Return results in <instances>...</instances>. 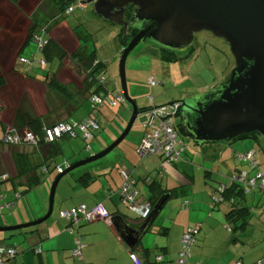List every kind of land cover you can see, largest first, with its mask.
Returning a JSON list of instances; mask_svg holds the SVG:
<instances>
[{
	"label": "rangeland",
	"instance_id": "1",
	"mask_svg": "<svg viewBox=\"0 0 264 264\" xmlns=\"http://www.w3.org/2000/svg\"><path fill=\"white\" fill-rule=\"evenodd\" d=\"M21 1L26 2V0ZM67 2L71 7H73V12L69 15H64L63 19L59 18L60 12L56 8L54 14L56 12L57 18H47L46 14L51 13L52 10L49 11V9H46L39 11L40 14H37L39 19L36 21L38 23L40 22L41 26H45L47 28L51 40L57 45L58 43L67 44L68 47L67 50H65L64 56H67L68 58L74 52H71L72 49H77L78 46H80V42L74 40L75 38L72 35L73 33L71 34L69 32L70 34L67 35L64 26L62 25V21L68 26L70 30H80L81 32L87 33L89 35L90 40L87 42L88 52L93 50L96 60H99L104 64V68L98 74L104 80L102 84L104 89H100L98 93L105 94L107 95L108 99L114 100V96H116L117 92L121 90L119 79V61L123 49L121 26L107 23L102 19L95 17L91 5L82 6L79 4V0H68ZM14 9L15 8L11 6L6 0H0V23L4 27H6L7 24H5V22H9V20L12 25L13 23H18V21V26L22 25L21 22L23 19L20 14H18V17H15L16 15H14ZM17 10L21 11L22 14L24 13V10H19L18 8ZM3 13L7 14L8 16L4 15ZM2 21L4 22L2 23ZM12 25V28L2 30L0 34V75H5V69H8L12 66V63L15 59L16 49L18 48L17 46L19 45L21 38V36H18L20 33H11L15 32L18 28L16 25ZM63 48L65 49L64 46ZM61 51L63 50L61 49ZM19 56H22L29 61H33L32 65L34 66V70L32 74L28 76L40 83L49 84L54 80V82L59 84V86L66 84L73 90L74 86H81L80 81L82 76L74 72V63H72L73 66L71 65V70H69V68L65 65V67H63V71H61L58 75L57 68H55L57 64L50 63L44 70L39 68L37 60L41 57V55L37 56V46L33 41L28 43ZM70 59L72 60V58L67 60L70 61ZM232 68L233 58L229 52V48L222 40L215 38L208 32L197 33L194 37L192 48L185 52L179 53L165 52L162 50L160 51L155 45L149 43L148 41H144L139 43L126 58L125 75L127 92L129 97L136 102V105L139 109L150 106V98H152L153 107H163L164 105L179 101L185 97L206 92L219 82L223 81L228 76ZM28 69V65H22L18 60H16L14 63V70L20 76H27ZM75 69L78 72V69ZM5 77L8 78L7 75H5ZM150 78H154V80L157 82L156 86L151 87L149 85L148 81ZM8 80L10 81V79ZM12 85L13 86H10V91L7 90L8 93L6 96H2L5 94H0V101L4 103V109H7L5 106H11L7 101L8 96L14 98L15 100L17 99L16 102L19 103V99L17 97L21 96L23 93L24 98L21 100V104L26 101V103L31 105V102L34 101L33 104L37 108L38 114L49 111L48 108L46 109L43 101L40 100V95L43 94L42 91L44 87H37L36 85L35 89L28 91L25 88L24 90L22 89L25 86L23 82L14 81V84ZM93 88L96 89L97 85L94 84ZM28 93H31L34 96L36 94L38 101L36 100L35 102L34 99L28 97ZM81 99V104L78 105L77 109L70 114V119L78 121L86 115V118L94 115L99 122L100 129L93 134V139L88 143L80 138L60 139V153L46 162L49 172L40 173L41 182L38 185L30 189H25V191L24 186L19 185L17 181L14 184H11L10 182L0 183V196L5 195L4 199L7 197L6 201L10 200L16 204L15 208H11V210H13L12 214L18 213L19 211L25 209L29 210L30 208L37 206L39 203H44L46 205V213L49 204L51 185L57 176L56 168H60L63 171L68 166L79 162L92 154H95L94 152L86 150L89 144L91 147L94 145L98 146L105 141H109L108 139L112 136H115V138L109 142V144H111L125 129L131 115V107L127 102L122 104L119 103L115 108L103 107L100 110H93L88 99H83L82 96L79 95L78 100L80 101ZM54 103L56 106H58L57 101ZM15 106L16 105L13 104V109ZM10 108L12 109V106ZM56 113L54 112L51 114L50 119H53L56 116ZM148 116L149 115L146 112L140 113L126 137L106 156L63 175L55 189L53 208L54 204L56 206V200L62 193L63 187L67 186L69 188L64 190L63 193H70L75 183H77V179L85 173H89L94 176L93 181L95 184L100 182V180H110L114 176L112 185H114L115 188L118 187L119 189L123 182L119 174H117V180L115 179L117 176V171L114 168L115 160L118 161L117 163H120V158H123L122 151H125L128 148H131L132 150L135 149L140 140L141 133L143 134L144 132L143 125L147 122ZM178 122L179 118L174 117V123L177 125ZM156 123H159V121L156 120ZM1 127L2 126L0 122V140L2 139L3 135ZM181 137L184 139L187 145V149L183 156L186 155L188 158V162L186 163L188 169L186 172H182V170H176V174L174 177H171L172 180L169 181V191L180 187L186 182L189 184L186 187L187 193L184 197L179 195L176 197L173 196L168 201V205H166L161 211L163 212V210L166 211L172 209L175 204H178L174 207L177 212V207H179L181 203L185 201L188 202L190 208L195 205L197 207L196 209L200 210L204 205L205 212L212 214V216L218 215L222 217L227 204H221L218 205V207H212V205H214V198L217 197V190H214V188L219 186L220 183H228L230 181L229 175L234 169V163L232 164L231 161H229L232 151L243 154L246 152L243 149L244 147H247V150L253 149L257 151L258 161L261 164L260 170L264 171V138L258 134H254V137L251 138H243L239 140L222 142L219 144H204L201 146H196L187 136L181 135ZM8 157L9 155L2 154L0 160H2V158L8 160ZM211 158L216 159V161L219 162L217 165L219 168L217 169V172L214 171L209 174L207 171H212L213 166L212 164L210 165L208 163V160ZM226 160L229 161L226 163L227 168L222 165V163L226 162ZM30 164H42V159L40 156L34 155L32 158H30ZM105 166L110 167L109 170H107V175L101 174L99 172L101 169H104ZM209 167L211 168L209 169ZM6 168L9 175H11L13 178H17V176H15L17 171H15L11 166ZM3 169L6 171L5 168ZM165 173L168 175L167 172H164L163 174L165 175ZM206 173L208 175L207 177L205 176ZM137 188L140 195L138 199L142 202L150 194L148 186L139 181ZM22 191L24 193H22ZM18 195L20 196L16 198ZM0 201H3V199H0ZM121 208V214L126 217L127 221H139L135 214L128 210L126 206L123 205ZM5 213L6 210L1 211L0 219L7 217V214ZM172 213L174 214V212ZM203 214L204 213H198L200 216H203ZM42 216L31 221L38 220ZM158 218H160V215ZM158 218L153 224L159 222ZM54 219L55 209H52L51 216L44 223H41L38 226L14 231L0 232V235H5L7 239L4 242L5 247H8L7 245H11L15 248V251L18 252L16 257L18 259L23 258V262L20 264H41L36 253L39 251V245L34 244L32 239H30L31 237H38V233H31V230L35 228L43 230V232H41V239L45 240L47 238L45 225L53 222ZM224 224H227L225 223V220L223 221V225ZM229 226L234 229V225L232 223H230ZM150 237L151 234L146 233L142 237L141 243ZM154 238L155 237L152 236V247ZM159 238L163 242L167 240L165 237ZM197 239L199 242V237H197ZM173 240L174 236L173 233H171V246H174L172 244ZM46 242L47 240L41 243L43 246L42 251L44 256L47 253L44 246ZM33 245L36 246L33 247ZM213 246L214 245L207 243L206 250L203 254V261L206 264H216L218 259V253L215 251ZM133 253L136 254L135 251H133ZM177 259L178 254L174 256V259H172L173 262L164 261L160 264H177ZM189 261L190 264H199L197 261L194 262L192 257L189 259ZM4 264H13V262L11 263L8 261L4 262Z\"/></svg>",
	"mask_w": 264,
	"mask_h": 264
},
{
	"label": "crops",
	"instance_id": "2",
	"mask_svg": "<svg viewBox=\"0 0 264 264\" xmlns=\"http://www.w3.org/2000/svg\"><path fill=\"white\" fill-rule=\"evenodd\" d=\"M6 1L12 6L9 0ZM46 9H49V11L52 10L51 13L47 12L48 13L46 14L47 18H52V17L57 18L56 12L54 14L56 7L52 0H26V2L25 1L23 2V8H22V10H24L23 14L21 11L15 10L14 12L15 13L14 15H16L15 17H18L19 16L18 14H20V16L23 19L22 22L23 24H25V26L22 25L18 26L19 21L18 23L15 24L13 23V25H16V27L18 28L16 29L15 32H11V33L12 34L20 33L18 36H21V38L19 41V45L17 46L18 48L16 49L14 62L12 63L11 67L14 66V63L18 59L17 52L21 47L22 39L26 32L25 30L28 29L30 26L33 25L36 27L35 34H37V36L43 37L42 39L44 40L49 39V41H52L51 37L49 36L47 28L45 26H41L40 22L38 23L36 21L37 19H39L37 16V14H40L39 11ZM4 15L8 16L7 14ZM59 18L61 19V17ZM3 22L4 21H2V23ZM5 24L6 27H4L0 23L1 32L2 30H7V28L8 29L12 28L11 27L12 23L10 22V20L9 22L8 21L5 22ZM62 25L64 26L67 35L73 33V31L70 30L63 21H62ZM53 43L57 46V48L60 51L62 49L63 51L61 52L65 55V50H67L68 47L67 44L63 45L61 43H58L59 45L58 46L55 42ZM27 45L28 44H26V46ZM62 45L65 47V49L63 48ZM26 46H24V48ZM36 46H37V56L41 55V57L37 60L39 62V60H42L45 55L42 53V51H39L37 44ZM65 58L66 57L64 56L60 60L57 57L56 59L52 60L51 63L57 64L55 67L57 68V72L61 68L60 62L63 63ZM38 62L37 64H39ZM72 63H74V72L78 74V72L75 69L76 63L74 59L72 58V60L70 59V61L69 60L65 61V64L69 68V70H71V65L73 66ZM32 64L33 61L31 62L30 66H28L29 69L27 76L23 77L16 73L15 77L11 76V78H9L10 79L9 82H11V84H14V81L23 82L25 86L22 89L24 90L25 88L28 91H32L33 89H35L36 85L37 87L38 86L44 87L42 91L43 94L40 95L41 97L40 100L43 101L44 105L46 106V109L48 108L49 111L46 113L38 114L37 108L33 104L34 101L31 102V105L33 107L28 103H26V101H24L25 103L23 102L21 104V100L24 98L22 93L21 96L17 97L19 99L18 101L19 103L16 102L17 99L16 100L14 99L15 103L13 104L16 105L14 109H13V104H12V109L10 108L11 106L8 107L5 106L7 109H4V106L0 105V122H1V126H2L1 128L3 134L6 130L15 129L18 128L19 126H21L23 129L27 128L24 127L26 126V123L20 119L21 117L20 115H24L32 120L38 121L39 126L42 128L50 126L57 122H66V121L79 122L80 120H83L87 116L86 115L85 117H83L78 121H74L70 119L71 116L70 114L73 113L77 109L78 105H80L82 102V99L80 101L78 100V96L79 95L82 96L84 91L83 84L81 81H80L81 86L79 87L74 86V90L66 84L59 86L60 90L62 91L57 90L55 88L54 89L50 88L46 83H40L28 76L31 75L34 70V66ZM39 68L41 67L39 66ZM45 68H43V70ZM58 74L59 73H57V75ZM28 94H29L28 97L34 99L36 102L38 98L37 95L35 94L34 96L31 93ZM82 98L87 99V96L85 97L82 96ZM55 101L58 102V106L55 105L54 103ZM19 109H20V113L17 112V110ZM54 112L55 113L57 112L56 116L53 119H50L51 114H53ZM142 135L143 134L141 133L140 140L137 146L135 147V149L132 150L131 148H128L127 150L122 151L123 158H120V163H117L118 162L117 160H115L114 163L115 164L114 168L117 171L116 175L119 174L118 171L119 168H122V170L124 169V171L130 173L131 177H133L134 180H136L135 187L137 191H138L137 188L138 182L140 181L143 184L147 185L149 181L145 183L143 182V180L146 178L149 179L150 174L155 175V173L158 174V172L160 174L159 170L161 169L160 165L162 164L161 163L162 161H160L159 157L142 158L138 154V147L142 140ZM114 138L115 136H112L111 138L108 139L109 141H105L104 143L98 146L94 145L91 147V145L89 144L87 150L94 153L103 150L105 146L109 144V142H111ZM243 149L247 151V147H244ZM187 159L188 158L185 155L179 160V162L174 167L166 168L164 171L167 172L168 175H166V173L165 175L164 174L157 176L155 175L156 176L155 179L158 183L156 189L157 195L161 193H163L164 195L167 194L170 183L169 181L172 180L171 177H174V175L176 174V170H182V172L187 171L188 169V167L186 166V163L188 162ZM229 161H231L232 164L234 163L232 160ZM229 161L223 162L222 165L227 168L226 163ZM208 163L210 165L211 164L213 165L212 172L214 171L217 172V169L219 168L217 165L219 164V162L216 161V159L211 158L210 160H208ZM235 166L236 165H234V167ZM236 167L244 168L243 165ZM109 168L110 167L105 166V168L101 169L99 172L101 174L107 175V170H109ZM210 168L211 167H209V169ZM261 171L264 173L263 170ZM85 174H87L86 177L80 181H77V183H75L70 193L68 194L63 193L64 190L69 189L67 186H64L62 193L59 195V197L56 200V206L54 204L53 210L55 209V219L53 222L45 225L46 227L45 231L47 234L46 235L47 238L45 239L47 240V242L44 244L46 248L45 251L47 252L45 256L43 255V251H42L43 246L41 245V243L44 242L45 240H39L38 237L30 238L32 239L34 244L39 245V250H40V253L38 255L39 262L41 264H134L129 257V252L127 250V247L123 244V242L117 235V232L114 226L112 225V223H108L107 221L102 219H97L88 223H80L78 227L76 226L73 228L74 229L73 233H69L66 231L68 222L61 216V211L63 210L69 211L80 205H85L88 208H93L100 204L111 215V217L120 215L122 212L121 207H123V205L120 203L119 196L116 193L118 187L115 188L114 185H112L114 176L110 180H104L105 182L103 180H100V182H97V184H95L93 181L94 176H92V174L89 173H85ZM117 177L118 175L115 177L116 180ZM184 184H186V182L183 183L182 185ZM186 193H187V188H183L180 189V193L175 195L174 197L178 195L184 197L186 196ZM172 197L169 196L167 198V200L163 205V208L166 205H168V201ZM146 200L147 198L144 199L142 202ZM237 201L240 203L241 206L248 208L251 214L249 217V223L245 227L243 228L234 227V229H228L227 224L223 225L224 220L225 223H227L225 219L226 218L225 215L230 207L229 204L226 205L222 218L218 215L212 216V214H208L207 212H205L204 205L201 207L200 210H197L196 209L197 207L195 205H193L190 208L188 202L187 204H185L184 201L183 203H181L179 207H177V212L174 207L177 206L178 204H175V206L172 207V209L166 211L163 210V212L162 211L159 212L157 216L158 218L160 215V218H158L159 222L154 224L153 226L154 229L152 227L149 232L151 234V237L144 240V242H142L141 244L142 247L148 249V255L146 256V258L141 252V249L140 251H135L136 254L134 253L132 254L135 255L136 259H139L144 264H155L154 263L155 256L161 258L160 261L156 264H160L164 261L171 262L172 259H174V256H176L180 250V246H181L180 239L182 234L191 229H197L195 235V241L191 246V257L193 258L194 262L197 261L199 262V264L205 263L203 261V254L204 251L206 250L207 243H210L214 245L213 247L215 248V251L218 253V259L216 261V264H264V194L262 192L255 190L249 193H245L243 198L238 197L236 199V202ZM183 205L186 206L183 208ZM15 207L16 204L14 205V208ZM45 210H46V205L44 203L43 204L39 203L37 206H34L29 210L26 209L21 210L15 214H12L13 210H11L10 208L6 210L5 214H7L6 215L7 217L0 219V226H6V225L13 226V225L27 223L31 220H34L42 216L45 213ZM172 212H174V214ZM198 213H204V214L203 216H200L198 215ZM130 223L135 224L136 222H130ZM163 227H168V229H166V233L164 235L157 234L156 232L161 230L160 228ZM35 229H32L31 233H33V231L36 234L38 232H43V230L41 229L38 228L36 230ZM171 233H173L174 236V240L172 241V244L174 246H171L170 244ZM77 235L83 237L81 241L82 248L80 250L81 253L80 260L74 259L70 254L71 250L76 246L75 238ZM152 236L155 237L153 239V247L151 245ZM159 237H165L167 240L163 242L160 240ZM197 237H199V242ZM6 240L7 239L5 235H0V246H5L4 242ZM36 245H33V247ZM7 246L9 247L11 245H7ZM17 255L18 252L16 253L13 261H10L11 263L13 262V264H20L23 262V258L21 257L22 259H18L16 257ZM5 262L8 261L6 260Z\"/></svg>",
	"mask_w": 264,
	"mask_h": 264
},
{
	"label": "water",
	"instance_id": "3",
	"mask_svg": "<svg viewBox=\"0 0 264 264\" xmlns=\"http://www.w3.org/2000/svg\"><path fill=\"white\" fill-rule=\"evenodd\" d=\"M79 4L91 5L95 17L120 25L123 36H130L119 61L120 93L131 107L130 119L111 144L68 166L53 180L48 209L41 218L0 226V232L44 223L51 216L55 189L63 175L103 158L126 137L142 111L128 95L125 62L141 42L179 53L191 49L195 35L200 32L222 40L233 58V68L223 81L206 92L175 102L180 106L179 128L196 146L239 140L249 134L264 138V0H79ZM127 8L131 11L126 19ZM167 198L168 194L159 198L148 218L138 226L127 222L122 214L110 218L128 249L140 251L139 241Z\"/></svg>",
	"mask_w": 264,
	"mask_h": 264
},
{
	"label": "trees",
	"instance_id": "4",
	"mask_svg": "<svg viewBox=\"0 0 264 264\" xmlns=\"http://www.w3.org/2000/svg\"><path fill=\"white\" fill-rule=\"evenodd\" d=\"M9 1H10L11 4H13L15 6L16 0H9ZM52 1L54 2L55 7L59 10L61 19H63L64 15L65 16L68 15L66 13L67 12V9L69 7H71L69 5V3L67 2L68 0H52ZM129 14H130V12L127 11L125 13V16L128 15V17H129ZM21 24H22V26H25V24H23V22ZM25 31L26 32H25V34L23 36L22 43H21V47L19 48V51L17 52V56H18V59L17 60L18 61H19L20 58H24L22 56H19V54L22 52L24 46H26V44H28L29 42H32V41L34 42L35 41L34 40V36L37 35V34H35L36 27L33 26V25L30 26ZM0 34H1V31H0ZM72 35H73V37L75 38V40L77 42L84 43V45L82 46V49L76 50V53L72 54L71 57L74 59V61L76 63V68L78 69V74L82 76L81 82L83 84V89H84L82 96H85L86 95L87 96V99L90 101V96L91 95L97 94L100 89H104L102 87L103 82L102 83H99V80L101 79V76L98 75L100 73V71L104 68V64L101 61L96 60L94 51L88 52V50H87L88 49L87 42L90 40V37H89V35L87 33H83L81 31L74 30ZM39 37H41V36H39ZM41 38H43V37H41ZM121 39H122L123 47H124V45L127 43V41L129 39L128 38H125L123 35H122V38ZM42 53L45 55L43 57V60L46 61L47 65H48V63H51L52 60L56 59L57 57L60 60L64 57V54L57 48V46L52 41H49V39H47V44L42 49ZM29 62H30L29 64H24V63H21L19 61V63L22 64V65H28V66H30V64H31L32 61H29ZM5 71H6L5 75H7L8 78L5 77L4 74L3 75H0V94H5V95H2V96H6L7 95V93H8L7 90L10 91L11 82H9L8 79L11 78V76L15 77V75H16V72L14 70V66L13 67H10L8 69L6 68ZM46 77H47V75H46ZM94 84L97 85V88L96 89L93 88ZM47 85L50 88H53V89L55 88L57 90H60L59 84L55 83L54 80L52 82H50L49 84H47ZM60 91H62V90H60ZM119 93H120V91H119ZM105 96H107V95H105ZM150 100H151V105L150 106H148L146 108H143V109H139L138 108L140 111H142L141 113L146 112L147 110H149L151 108H155V107L152 106V104H153L152 103V98H150ZM7 101H8V104H10L12 106V104L14 103V98L8 96V100ZM90 103H91V101H90ZM173 103H175V102H173ZM3 104L4 103L0 101V105L3 106ZM118 104L115 107H117ZM169 104H171V103H169ZM91 105H92V109L93 110H97V109L100 110L103 107L115 108V107H110V106H107V105L97 106V105L92 104V103H91ZM17 112L20 113V109L17 110ZM20 116H21L20 119L26 123L27 129L33 134V136H34V138L36 140V144L35 145H32V144H29V143H20V144L3 145L2 144V139L0 140V157H1L2 154L9 155L8 160L3 159L4 157L2 158V160H0V180H1L0 183L10 182L11 184H14L17 181V183L19 185H23L24 186V190H25V189H30V188L38 185L41 182V175H40V173H48L49 172V169H48V166L46 165V162L49 161V160H51L53 157H55L57 154L60 153L59 141H60V139L65 138V136H62V137L58 138L54 142H45L43 140V138H42L43 128L39 126L38 121L32 120L29 117L24 116V115H20ZM88 118H92V119L96 120L97 123H98V125H99V122L95 118L94 115H91ZM84 119H87V118L85 117ZM173 123H174V117H173ZM174 126H175V128L178 130V132L181 135H184L182 133V131L180 130L178 124L176 125L174 123ZM19 127H21V126H19ZM19 127L18 128H15V129L17 131H20V130L23 129L22 127L21 128H19ZM99 129H100V125H99ZM93 137H94V135L90 139H88V140L83 139L82 136H77L75 138H80V139H82V140H84L85 142L88 143L89 141H91L93 139ZM243 137L244 138H251V137H254V134L245 135ZM88 147H89V145L87 146L86 150L88 149ZM186 149H185V151H186ZM185 151L181 154L179 160L182 158V156L185 153ZM248 151H251V149L247 150L246 152H248ZM246 152H244L243 154H245ZM255 153H256V156H257L256 157V160H257V163L258 164H257L256 167H251V165L247 161H238L236 155L239 154V153H237L235 151H232V154L230 155V159L229 160H232L234 162V165H236V166L243 165L244 168H238V167L235 166L234 169H233V171L229 175V180L230 181L228 183H225V182L220 183L219 186H216L214 188V190H217V196H218V192H219L220 189L223 188L224 191L220 194V196H219L220 199L218 198V199H216L217 201H214V205H212V207H215V206H218V205H221V204H229V206H230L229 209H228V212L225 215V217H226L225 219H226V222H227V228L228 229H232L229 226L230 223H232L234 225V227H240V228L245 227L249 223V217L251 215L250 214V211L248 210V208L241 206L238 201L236 202V199L238 197L243 198L244 195H245L244 185L242 183L234 182L231 179V176L234 173H238V172H245L248 177H253L257 173L264 174L260 170L261 164L258 161L257 151H255ZM34 155L40 156V158L42 159V164H38V165H36V164H30V158H32ZM155 157H159L160 158V161H162L161 162L162 164L160 165L161 166V169L159 170L160 171V174H159V172H158V174L155 173L156 176L157 175H162L165 172L164 170L166 168L174 167L179 162V160H178L173 165L168 166L166 164L165 158L162 155H158V156H155ZM142 158H150V157H142ZM9 166H11L15 171H17V173L15 175V176H17V178H13L11 175L8 174L6 167L9 168ZM3 168H5L6 171H4ZM58 169H60V168H56L57 176L60 175L61 172H62L61 169H60L61 172H58ZM118 171H119V175H120V177L122 179V182L124 183V178H123L121 172L122 171L123 172H126V171H124V169L122 170V168H119ZM207 172L209 174L212 173V171H210V172L207 171ZM126 173L128 175L130 174L128 172H126ZM3 175L6 176L5 179H2ZM86 175L87 174H83L82 176H80L77 179V181H80V180L84 179L86 177ZM155 175L154 174L153 175H151V174L149 175V177L152 180L150 178L149 179L146 178V179L143 180V182H145V183H147V181H149L147 183V186H148V190H149L150 194L147 197V200L146 201H148L152 205V207H154V205L156 204V202L158 201V199L161 198L164 195L163 193H161L159 195L156 194V191H157L156 189H157L158 183H157V181L155 179L156 178ZM205 176L206 177L208 176L207 173H206ZM129 180L133 182V183H131L132 189H135L137 191V189L135 187L136 180H134V178L131 177V174L129 175ZM123 183H122V185H123ZM188 185L189 184L186 183L184 185H181L178 188L173 189L172 191H169V189H168V192H167L168 197L169 196L172 197V196H175V195L179 194L180 193V189L186 188ZM119 189L116 190V193L119 196L120 203L122 205L126 206L128 210H130L129 207H128V205L122 202V199H121V197L119 195ZM255 190H257L259 192H262L261 190H259V189L256 188V189H253V190L248 191L247 193L252 192V191H255ZM22 193H24V192L22 191ZM262 193L264 194V192H262ZM19 196L20 195L16 196V198H18ZM4 198H5V195L0 196V199H3V201H0V207H1L0 213L3 210H8L10 208H13L14 205H15L14 202H12L10 200L9 201H6L7 197H6V199H4ZM137 198H139V192H138ZM186 203L187 202H185V204ZM185 206L186 205H183V208ZM77 207H79V206H77ZM73 209H75V208H73ZM63 211H68V210H63ZM63 211H61V213ZM131 212L134 213L133 211H131ZM61 216H62V214H61ZM135 216L137 217V219L139 221L136 222L135 224H132V223L131 224L133 226H135V225L138 226L144 220H141L136 214H135ZM110 217H111V215H110ZM62 218H64V217L62 216ZM123 218L126 220V217H123ZM64 219L67 220V222H68V226H67L66 230L69 233H73V231H74L73 228L76 227V226L78 227L80 223H88L86 221H79L77 224H73V222H71L70 220H68L66 218H64ZM153 226H154V224H151L146 233H149L150 230H151V228ZM160 229L161 230L157 231L156 233L157 234H160V235H164L166 233V229H168V227H163V228H160ZM38 233H39L38 234V239L39 240H42L41 239V232H38ZM195 235H194V241H195ZM82 239H83L82 236H80V235H77L76 236L75 243L77 241H79V244L76 243V246L70 252L71 256L74 259H77V260H80L81 259V253H80V258H77V257H74L72 255V252L77 247H79V246L82 248V243H81ZM141 244L142 243H141V240H140L137 247H140L141 252L143 253L144 257L146 258V256L148 255V249L142 247ZM180 244H181V246H180V250L178 252V259L176 261L177 264H179L178 263V260L180 259V253L182 251L181 239H180ZM4 247L5 246H0V248H4ZM6 248H12L14 250V252H15V255H16L17 252L15 251V248L13 246L5 247L4 249H6ZM81 248H80V250H81ZM127 250L129 252V257L133 261L134 264H144L139 259H136L135 255L132 254L134 250H130L128 248H127ZM33 251H35V250H33ZM36 253H37V255H39L40 250L37 251ZM15 255L12 258H7L5 256H2V258H1L2 263L1 264H3L6 260L9 261V262L10 261H13ZM131 255H133L135 261L133 260V258H131ZM190 258H191V247H190V257L188 258L187 264H190V261H189ZM160 259H161L160 257L155 256L154 263L155 264L158 263L160 261Z\"/></svg>",
	"mask_w": 264,
	"mask_h": 264
},
{
	"label": "built area",
	"instance_id": "5",
	"mask_svg": "<svg viewBox=\"0 0 264 264\" xmlns=\"http://www.w3.org/2000/svg\"><path fill=\"white\" fill-rule=\"evenodd\" d=\"M72 11L73 7H69L66 13L70 14ZM34 40L38 45L39 51H42L47 44V40H43L37 35L34 36ZM19 61L24 64L30 63L29 60L24 58H20ZM39 65L43 69L47 66V63L42 59L39 60ZM103 81L104 80L101 78L99 83H102ZM148 83L151 87L157 85L154 78H150ZM90 101L97 106L107 105L115 107L118 103H123L124 98L119 92H117L114 100L108 99L105 94L97 93L90 96ZM179 112L180 106L177 103L151 108L146 111L149 116L147 122L143 125L144 132L138 147V154L141 157H155L162 155L168 166L173 165L179 160L181 154L187 148L184 139L181 137V134L175 128L173 123V117H177ZM156 120H158L159 123H156ZM98 129L99 125L97 121L92 118L83 119L79 122H57L43 128L42 138L45 142H54L62 136L67 138L82 136L83 139L88 140ZM20 143L36 144L33 134L27 128L20 131H17L16 129H8L4 132L2 136L3 145ZM236 157L238 161H247L251 167H256L258 164L254 150L241 155L237 154ZM58 172H61V170L58 169ZM121 174L124 178V183L119 189V195L122 202L127 204L129 209L141 220L147 219L153 209L152 205L148 201L142 203L139 202L137 198L138 192L135 189H132L131 183L133 182L129 180V175L123 171ZM5 177L6 176L3 175L2 179H5ZM231 179L234 182L242 183L245 188V193L256 188L264 192V174L262 173H257L253 177H248L245 172H238L234 173L231 176ZM223 191V188L219 190L218 196L214 198V201H217L216 199L219 198ZM61 214L64 218L73 222V224H77L79 221L91 222L97 219H102L110 223L111 218L102 205H97L94 208H87L86 206L81 205L75 209L63 211ZM196 232L197 229H191L182 235V251L180 253V259L178 260L179 264H187L188 258L190 257V247L194 243V235ZM76 243L79 244V241ZM80 248L81 247L79 246L72 252L74 257L80 258ZM14 255L15 252L12 248H0V264L2 263V256L12 258ZM131 258L135 261L133 255H131Z\"/></svg>",
	"mask_w": 264,
	"mask_h": 264
},
{
	"label": "flooded vegetation",
	"instance_id": "6",
	"mask_svg": "<svg viewBox=\"0 0 264 264\" xmlns=\"http://www.w3.org/2000/svg\"><path fill=\"white\" fill-rule=\"evenodd\" d=\"M16 4H15V6L12 4V6H14V10H17V8L19 9V10H22V8H23V2L21 1V0H16V2H15ZM14 10H12V11H14ZM127 11H131V8H127ZM126 11V12H127ZM125 12V13H126ZM69 15V14H68ZM125 18L127 19L128 18V15L127 16H125ZM123 35V34H122ZM125 37V36H124ZM125 38H130V36L129 37H125ZM47 40V39H46ZM75 40V39H74ZM80 44V46H78V48L76 49V48H73L72 49V54H74V53H76V50H78V49H82V46L84 45V43H82V42H80L79 43ZM88 44V43H87ZM158 50H160L159 48H157ZM161 51V50H160ZM166 52V51H165ZM72 56V55H71ZM71 56H69V58L71 57ZM66 58H65V60L63 61V63L62 62H60L61 64V68L59 69V71H58V73H60L61 71H63V67L66 65L65 64V61H67L66 59H69L67 56H65ZM12 85V84H11Z\"/></svg>",
	"mask_w": 264,
	"mask_h": 264
}]
</instances>
